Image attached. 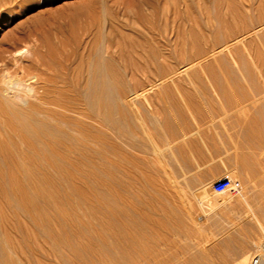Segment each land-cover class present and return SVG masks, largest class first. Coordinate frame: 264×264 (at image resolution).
I'll return each instance as SVG.
<instances>
[{
	"label": "rangeland",
	"instance_id": "1",
	"mask_svg": "<svg viewBox=\"0 0 264 264\" xmlns=\"http://www.w3.org/2000/svg\"><path fill=\"white\" fill-rule=\"evenodd\" d=\"M22 6L19 19L16 8L1 7L0 39L19 21L23 29L37 21L49 48L73 42V65L92 41L85 29L101 20L103 55L119 76V128H101L104 153L89 161H0V264H236L243 252L258 251L264 0H24ZM222 15L244 17L246 45L218 49L200 62L209 68L188 67L178 34L216 25ZM144 43L157 50L160 64L128 62L129 48L135 56L140 51L131 45ZM222 175L239 185L213 193Z\"/></svg>",
	"mask_w": 264,
	"mask_h": 264
},
{
	"label": "bare ground",
	"instance_id": "2",
	"mask_svg": "<svg viewBox=\"0 0 264 264\" xmlns=\"http://www.w3.org/2000/svg\"><path fill=\"white\" fill-rule=\"evenodd\" d=\"M23 1L0 0V14L4 6L6 10L16 8L19 19L26 12ZM225 8L229 11L228 3ZM224 15L218 17L216 25H209V21L204 25L207 28L208 24L209 31L197 23L200 32L189 29L185 31L186 38L178 34L184 44L182 59L188 67L203 60L208 62L207 57L218 49L238 52L240 45H246L242 39L249 29L244 17ZM91 22L95 27L85 29V33H92V41L88 48L82 47L81 61L75 65L73 42L72 47L68 42L61 43V39L60 50L49 48L40 40L37 21L30 29L21 28L19 21L13 32L0 39V161H89L101 149V128L107 124L119 128V76L110 71L114 61L103 55L101 20ZM203 29L209 33L205 34ZM233 41L239 42L237 49L232 48ZM131 47L140 51L135 56L129 48L128 62L160 64L156 60L157 50L151 46L144 43ZM27 54L30 58L25 62ZM238 60L241 62V57ZM224 61L216 63L224 65ZM206 62L200 66L209 68L211 64ZM84 118L94 121V127ZM261 123L264 128V121ZM251 258L243 252L236 264H250ZM259 264H264V260Z\"/></svg>",
	"mask_w": 264,
	"mask_h": 264
},
{
	"label": "built area",
	"instance_id": "3",
	"mask_svg": "<svg viewBox=\"0 0 264 264\" xmlns=\"http://www.w3.org/2000/svg\"><path fill=\"white\" fill-rule=\"evenodd\" d=\"M238 185V181L234 180L229 175H222L213 181L211 190L213 193L220 194L226 190L234 189ZM262 259L264 260V242L261 244V247L258 248V251L252 254L250 264H259Z\"/></svg>",
	"mask_w": 264,
	"mask_h": 264
}]
</instances>
